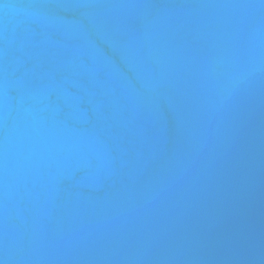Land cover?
<instances>
[{"label": "water", "instance_id": "1", "mask_svg": "<svg viewBox=\"0 0 264 264\" xmlns=\"http://www.w3.org/2000/svg\"><path fill=\"white\" fill-rule=\"evenodd\" d=\"M0 264H264V0H0Z\"/></svg>", "mask_w": 264, "mask_h": 264}]
</instances>
